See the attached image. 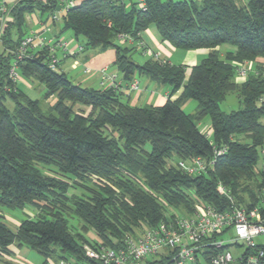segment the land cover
<instances>
[{"label": "trees", "instance_id": "16d2710c", "mask_svg": "<svg viewBox=\"0 0 264 264\" xmlns=\"http://www.w3.org/2000/svg\"><path fill=\"white\" fill-rule=\"evenodd\" d=\"M58 7L59 0L17 2L1 42L0 207L34 205L41 211L37 218L22 220L16 230L0 215L1 260L12 253L11 245H26L46 260L58 254L85 261L88 229L101 240L91 245L115 248L126 235L174 218L169 207L192 213L196 203L219 211L260 206L264 214V164L258 167L264 147V0H146L145 9L135 0L129 7L119 0H82L65 13L62 29L83 36L86 49L114 48L125 85L145 75L171 85L172 92L161 105L132 104L121 88L82 86L51 69L49 49L43 48L21 60L19 71L45 85V98L55 97L44 109L39 99L18 90L9 70L16 46L28 33L26 14L34 9L51 14ZM151 24L173 47L207 48L209 53L187 73L184 65L169 61L140 63L133 58L135 46L116 43L121 33L139 39ZM224 45L232 48L222 52ZM246 62L255 63L258 72L239 81L236 66ZM232 92L242 107L223 111L220 103ZM5 93L16 104L13 110L5 104ZM191 99L198 107L186 113L183 105ZM206 116L211 137L198 126ZM222 145L226 152L205 172L191 174L178 164L197 157L208 160ZM40 165H54L73 181L47 175ZM78 185L85 196L69 195ZM66 212L79 218L82 233L71 229ZM250 253L244 250L243 263ZM258 264H264V256Z\"/></svg>", "mask_w": 264, "mask_h": 264}, {"label": "built area", "instance_id": "2783aa9c", "mask_svg": "<svg viewBox=\"0 0 264 264\" xmlns=\"http://www.w3.org/2000/svg\"><path fill=\"white\" fill-rule=\"evenodd\" d=\"M10 0H0V43L10 20L11 5ZM120 2L125 0H119ZM140 8H146V0H135ZM123 3V2H122ZM76 5V0H60L59 7L51 13V19L55 22L63 21V17L68 9ZM118 37L125 41H133L134 38L128 34H119ZM141 45V43H138ZM43 48L49 49V67L59 70L58 48L65 51V55L72 57L75 52L83 50V46L77 49H70L66 42L45 36L43 31H30L23 37L14 50L15 57L11 63L9 77L14 83L20 79L19 62L26 57H30L34 52ZM151 53L152 58L166 62L168 60L160 57L157 52L143 49ZM77 63V61H75ZM250 63L236 66V71L240 76L245 77L250 69ZM100 86L115 88H126L129 91L140 89V81L134 79L128 85L123 84L118 74L112 73L107 67L101 69ZM125 88V87H124ZM227 147L222 145L215 147L212 158L205 160L197 157L192 162L181 160L179 166L187 172L194 174L205 172L212 168L217 157L226 152ZM262 163L264 164V147H261ZM219 191L225 193L224 187L220 184ZM233 230L235 236L233 243H226L224 237L218 239L205 240L216 233H226ZM264 234V214L260 206L250 210L234 207L231 210L219 211L207 203H196L193 214L177 215L167 221H161L155 226H146L137 235H127L118 247H109L102 244L86 245L84 247L87 260L73 261L69 264H163L159 260L169 261V264L195 263L197 259L204 264H236L243 263L244 251L235 258L230 249H225L216 253H205L213 246L220 248L226 244H238L239 241L249 248L248 254L243 264H258L259 259L264 256V243H258L255 238ZM261 245V247H258ZM245 248V249H246ZM204 252V253H203ZM207 259L205 260V257ZM204 261V262H203ZM65 264V261H61Z\"/></svg>", "mask_w": 264, "mask_h": 264}, {"label": "rangeland", "instance_id": "374dc122", "mask_svg": "<svg viewBox=\"0 0 264 264\" xmlns=\"http://www.w3.org/2000/svg\"><path fill=\"white\" fill-rule=\"evenodd\" d=\"M129 5H130V2L127 1V6L129 7ZM59 23L62 24V21H60ZM69 32H72V31L69 30ZM80 39H81V41L85 42V38L83 36H80ZM115 41H116V43H118L120 45H128L124 42H121V40L119 38H117ZM181 50H184V49H179V51H181ZM221 50H222V52H224V48H222ZM88 51L93 52V54H91L92 56H90L89 58H86V60H91L90 63H91L92 71L90 72V74L82 75L80 77L71 76V74H70V76H71L70 78L72 79L73 82L80 83V85H82V86L95 87L96 84H94L95 83L94 79H95V76L97 73V68H100V67L107 65V64L110 65L111 67L115 66V63H114L115 49L112 47H109L106 49L91 48V49H88L87 51H84L85 52L84 54H88ZM84 54H82V55L84 56ZM133 58L135 60H137L138 62H142V60L146 59L147 56H143L142 52L140 51V48H138L133 53ZM75 61H77V60H75ZM75 61H74L73 67H75L78 64V61H77V63H75ZM172 62L175 64L180 63L179 60H176V59H172ZM249 63L251 65H250V69L248 70V73L254 72V71L256 72L257 69L255 68V63H252V62H249ZM246 76H248V74ZM20 78H24L25 80L28 79L33 83L32 88L26 89L25 91L28 93V95L31 98L39 99L41 102V105L43 106L44 109H47L50 105H52L55 102L54 96H51L49 98H45L46 87L39 80H37L36 78H33V77L26 79V77H23L22 75L20 76ZM242 78H243V76H240L237 73V79L242 80ZM91 81H94V82H91ZM157 83H158V81H157ZM166 86H168V85H166ZM4 96H5V104L7 105V107L9 109L13 110L16 106L14 100L7 93H5ZM132 104L147 106V105H151V102H147V101H145V102H132ZM78 107H79V105L76 104L75 108L78 109ZM197 107H198V102L194 99L188 100L183 105V109L186 113H193L197 109ZM220 107L223 111L230 112L232 110H237V109L241 108L242 104H241V101H240L238 94L236 92H232V93H229L227 95V98L220 103ZM198 126L201 129V131L205 132L206 134L209 135V137H211V120H210L209 116L204 117L198 123ZM261 163H262V159H260V161L258 163V167L261 166ZM40 168L47 175L64 177L60 173L58 168L54 165H45V166L40 165ZM64 178L69 179V181H71V182L73 181L72 178H68V177H64ZM85 194H86V190H84L82 187H79V185L77 187L73 186L69 190V195L85 196ZM169 209H170V212L175 213L176 216L177 215L189 216V215L193 214V212H194L193 211L192 213H187V212H183L182 208L177 209L174 207H169ZM40 214H41V211L37 207H35L34 205H27L24 209H11L8 207H3V206L0 207V215L3 217V220L7 223V225L13 230H16V228L18 227V225L21 223L22 220L27 219V218L34 219V218L39 217ZM65 217L68 219L69 225L74 232L79 231L82 233V230H81L82 222L79 220V218L74 213H67L66 212ZM139 228H137L136 231H138ZM143 230H144V228H141L140 233ZM84 235L89 240L88 242H84V244H83L84 247L88 244L91 245V242H93V241L99 242V240H100L97 233L92 228L88 229V231L85 232ZM130 235H137V233L136 234H130ZM234 236H235L234 231L229 230L227 232V234H224L223 237L225 238V240H229L226 243H233L232 238ZM255 240L258 243H264V234L257 236L255 238ZM245 248H246V245L243 242L239 241L238 244L231 245L229 249L231 250V252L235 256V258H238L239 255L245 250ZM15 254L19 258V261L11 260L12 264H61L60 263L61 261H65V264H69V263H72L74 261V258H72L70 256H68L67 259H64V258H60L58 254L52 255L51 258L46 260V258L41 253H39L36 249H33V248L28 247L26 245L18 247V251H16ZM0 264H9V261L4 262L3 260L0 259ZM187 264H195V263L188 262ZM202 264H204V263H202Z\"/></svg>", "mask_w": 264, "mask_h": 264}, {"label": "crops", "instance_id": "0c3cea01", "mask_svg": "<svg viewBox=\"0 0 264 264\" xmlns=\"http://www.w3.org/2000/svg\"><path fill=\"white\" fill-rule=\"evenodd\" d=\"M19 1L21 0H10L9 2L11 6H14ZM34 1H44V0H34ZM81 1L82 0H76V4H79ZM127 1L130 2V4L132 2V0H125L122 2L127 6ZM238 1L241 3L247 2V0H238ZM10 21H12L11 15H10L9 22ZM59 22L53 21L51 19V14H48L47 12L42 13L39 9H34L32 12H29L26 14L27 32L45 30V36L47 37L53 36L55 39L66 42L67 46L70 49L75 50L77 49L78 46H83L85 42L81 41L80 37H76L73 32H69V30H63L62 29L63 22L62 24ZM139 36H140L139 39L133 40L131 42L122 40L120 38L119 39L121 40V42H124L128 44L129 46H132V47L135 46L136 50L140 48V51L142 52L143 56H147V58L142 60V62L140 63H143L144 61L152 58L151 53L145 52L143 50L145 48V49H149L152 52L159 53L161 58L168 60L170 63H173L172 59L179 60L180 63L178 64L184 65L186 67L187 73H189L190 68L196 63H199L209 53V49L207 48H198V49H192V50L179 51V48L173 47L168 41H165L161 38L159 31L154 24H151L147 29L142 31ZM138 43H141V45H138ZM97 48H94V49H97ZM222 48H224V52H225L226 50L232 47L224 45L220 49ZM87 50L88 49L83 47V50H81L80 52L76 51L74 56L69 57L65 55V51L62 48H58L57 56L60 58L59 65H58L59 70L62 72H65L68 77H71V76L80 77L82 75L90 74V72L92 71L91 63H90L91 60H86V58H89L90 56H92L91 54H93V52L88 51V54H84L85 53L84 51H87ZM2 52H3V46L0 43V54ZM82 54H84V56ZM75 60L78 61V64L75 67H73ZM104 67H107L110 72L118 74L119 78L122 79V75L121 73H119L117 66L115 65L114 67H111L110 65L107 64L100 68H97V73L94 79L95 80L94 84H96V86L93 88H101L100 72H101V69ZM136 79L140 81L139 90L129 91L126 88V86H124L125 88L124 87L122 88L123 89L122 91L124 92L125 97L128 98L131 103L147 101V102H151V104L153 105H161L167 100V98L169 97L173 89L171 85L164 84L159 81H158L159 83L158 84L156 80L154 81L145 75H137ZM91 82H94V81H91ZM123 84L125 85L124 81H123ZM32 86H33V83L28 79L25 80L24 78H20L17 83L18 90H20L27 96L29 95L25 90L32 88ZM180 93H181V90L173 94L172 99H175ZM227 232L225 234H227ZM10 250L12 253L10 255H4L2 259H4L5 262L7 261L11 262V260L19 261V258L15 254V252L18 251V247L15 245H11Z\"/></svg>", "mask_w": 264, "mask_h": 264}]
</instances>
